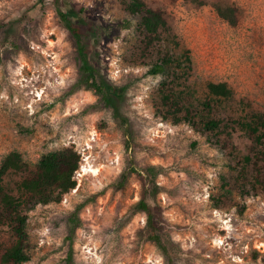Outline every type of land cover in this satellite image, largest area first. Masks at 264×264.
Returning <instances> with one entry per match:
<instances>
[{
  "label": "rangeland",
  "instance_id": "1",
  "mask_svg": "<svg viewBox=\"0 0 264 264\" xmlns=\"http://www.w3.org/2000/svg\"><path fill=\"white\" fill-rule=\"evenodd\" d=\"M145 1L168 21L148 55L124 0H0V163L11 151L32 165L66 147L81 156L76 187L27 212L30 259L22 264H169L144 231L147 214L132 208L149 165L163 169L148 202L160 207L174 264H264V185L252 188L244 159V125L264 115V0ZM230 7L235 17L225 18ZM58 9L83 22L98 78L122 88V119L78 85L80 57ZM163 53L174 58L167 74H148ZM164 82L181 108L176 115L191 109L198 120L234 123L208 133L176 122L162 103ZM210 82L231 94L212 95ZM88 164L98 173H85ZM21 179L11 172L6 189L19 194ZM13 241L0 226V264Z\"/></svg>",
  "mask_w": 264,
  "mask_h": 264
},
{
  "label": "trees",
  "instance_id": "2",
  "mask_svg": "<svg viewBox=\"0 0 264 264\" xmlns=\"http://www.w3.org/2000/svg\"><path fill=\"white\" fill-rule=\"evenodd\" d=\"M126 10L138 17L139 28L142 34V51L150 54L160 39L161 31L168 28V21L164 12L160 8L150 6L145 0H124ZM228 13L222 12L224 17L234 15L236 8H228ZM66 27L70 30L75 39V44L82 65V78L79 86L94 90L100 95L106 106L112 107L115 117L122 119L119 113L117 101L122 96V88L111 84L105 78H98L97 72L89 59L88 42L83 32V22L77 16L70 15L58 9ZM95 28V33L97 32ZM188 63H191L190 56L186 55ZM174 58L170 53H163L161 57L151 64L147 73L150 75H165L169 65L173 64ZM190 69V66L187 69ZM209 91L215 96L227 97L231 90L224 82H210ZM162 103L173 109L176 122L185 121L196 130L210 132L226 129L234 122L224 123L222 119L216 117L197 115L191 109H187L182 116L176 115L181 111L178 102L175 100L174 90L169 83H163L160 87ZM209 102L207 106L209 109ZM246 128L251 145L245 160L252 165L254 176L250 181L252 188L264 185V115L257 116L255 122L246 123ZM219 135V134H218ZM81 161L80 154L73 147H66L44 154L34 165L23 160L19 151H11L6 154L0 163V226L7 224L14 236L13 243L5 250L1 256V264H22L30 259V238L27 232V212L39 204H49L58 202L63 194L74 189L77 181L74 178L75 172L79 169ZM162 167L149 165L144 168L141 198L132 206L136 211H143L147 214L145 232L148 233L149 240L153 241L166 255L169 264H174L171 255V248L174 242L169 232L161 223V213L159 206H152L148 199L154 197L161 189L157 184V177L162 173ZM11 172L22 174V179L18 183L19 194L10 192L5 187V177ZM122 176H124L122 174ZM79 207L72 213L68 221L70 230L74 231L78 227L79 216L76 214Z\"/></svg>",
  "mask_w": 264,
  "mask_h": 264
},
{
  "label": "bare ground",
  "instance_id": "3",
  "mask_svg": "<svg viewBox=\"0 0 264 264\" xmlns=\"http://www.w3.org/2000/svg\"><path fill=\"white\" fill-rule=\"evenodd\" d=\"M83 171H84L85 173H86V172H93V173L97 174L99 170H98L96 167H93L92 165H89V164H88V166H84V167H83Z\"/></svg>",
  "mask_w": 264,
  "mask_h": 264
}]
</instances>
